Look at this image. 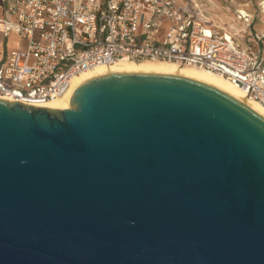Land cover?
Returning a JSON list of instances; mask_svg holds the SVG:
<instances>
[{"label": "water", "instance_id": "95a60500", "mask_svg": "<svg viewBox=\"0 0 264 264\" xmlns=\"http://www.w3.org/2000/svg\"><path fill=\"white\" fill-rule=\"evenodd\" d=\"M0 264H264V117L174 73L0 98Z\"/></svg>", "mask_w": 264, "mask_h": 264}, {"label": "built area", "instance_id": "2783aa9c", "mask_svg": "<svg viewBox=\"0 0 264 264\" xmlns=\"http://www.w3.org/2000/svg\"><path fill=\"white\" fill-rule=\"evenodd\" d=\"M182 6L181 0H0V36L15 32L21 39L11 49L0 39V98L42 106L95 66L165 61L235 82L262 105L264 117V34L227 36Z\"/></svg>", "mask_w": 264, "mask_h": 264}, {"label": "bare ground", "instance_id": "6f19581e", "mask_svg": "<svg viewBox=\"0 0 264 264\" xmlns=\"http://www.w3.org/2000/svg\"><path fill=\"white\" fill-rule=\"evenodd\" d=\"M264 3V2H263ZM263 9L261 10V22H264V4ZM231 18H229L230 20ZM213 25L223 29V33L227 36L231 34V29L239 30L234 27V24L231 21H227L229 25L228 29L224 25H219L216 23V20H212ZM108 72H157V73H174L183 75L186 77H190L196 80L203 81L205 83L211 84L230 95L238 98L239 100L246 103L252 109H254L257 113L263 116V107L257 101L249 99L245 96L243 89L236 84L228 80L227 78L212 72L207 69H202L198 67L192 66H178L172 62H165V61H131V60H120L110 65H98L92 69L87 71H83L80 74L74 76L71 80V84L69 89L60 97L55 99L49 100L45 102L42 106L50 107V108H58V109H65L68 108L70 105V97L74 91V89L83 83L85 80L105 74Z\"/></svg>", "mask_w": 264, "mask_h": 264}, {"label": "rangeland", "instance_id": "374dc122", "mask_svg": "<svg viewBox=\"0 0 264 264\" xmlns=\"http://www.w3.org/2000/svg\"><path fill=\"white\" fill-rule=\"evenodd\" d=\"M182 7L188 13L210 24L220 32L223 29L213 25L212 20H216L219 25L229 28L227 21H231L239 30L231 29V34L242 39H249L258 34H264V22H261V10L263 9L264 0H181ZM0 10V16H4ZM243 15H248L244 19ZM229 18H231L229 20ZM244 37V38H242ZM8 49L15 48V42L21 41L15 32H10L8 37L0 36ZM243 41V40H242Z\"/></svg>", "mask_w": 264, "mask_h": 264}]
</instances>
